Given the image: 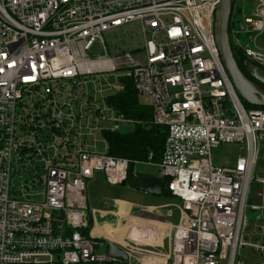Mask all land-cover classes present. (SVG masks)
Instances as JSON below:
<instances>
[{
	"label": "built area",
	"instance_id": "2783aa9c",
	"mask_svg": "<svg viewBox=\"0 0 264 264\" xmlns=\"http://www.w3.org/2000/svg\"><path fill=\"white\" fill-rule=\"evenodd\" d=\"M236 1L231 43L264 68L255 43L264 33V0L239 21L245 7ZM219 2L0 0V264H247L246 246L264 264V242L244 237L254 179L263 203L252 208L264 210V170L256 174L264 106L245 104L222 61ZM241 23L254 46L243 44ZM128 24L142 42L134 53L116 46L111 53L104 33ZM95 44L105 54L91 57ZM123 78L146 96L151 120L129 117L110 100ZM137 124L167 128L159 176L180 200L181 216L168 253L131 241L118 244L124 261L86 233V189L97 172L113 185L127 181L132 160L110 155L104 133ZM221 143L245 144L246 154L217 165L212 150Z\"/></svg>",
	"mask_w": 264,
	"mask_h": 264
},
{
	"label": "rangeland",
	"instance_id": "374dc122",
	"mask_svg": "<svg viewBox=\"0 0 264 264\" xmlns=\"http://www.w3.org/2000/svg\"><path fill=\"white\" fill-rule=\"evenodd\" d=\"M236 5H239L240 7L244 6L245 10L241 14L236 15L234 18L236 21H239L240 18H243V14L250 15L251 11L255 7V0H238L235 2ZM239 28V25H237ZM256 34V33H255ZM105 39L107 40V43L109 44V49L111 53L115 52V47L119 50H125V51H133V49L137 46V44H140L142 42V36L139 33L138 26L136 24H128L124 27H119L113 30H109L104 33ZM240 38L243 42V44H249L250 46H254L255 44L249 42L248 33L245 30H241L240 32ZM256 47L264 49V33H258L256 35ZM134 53V51H133ZM89 54L91 57H97L98 55L105 54V50L101 48L98 44H95L92 50L89 51ZM137 58H141L140 55H136ZM115 78L114 76L111 77V80ZM139 99L142 103H145L147 98L146 96L140 95ZM100 139H104V136L102 133L98 134ZM99 149L101 151H104L106 149V145L103 141H100ZM246 154V147L245 144L242 143H221L217 147L213 148L212 150V159L213 162L217 165L221 166H233L237 159ZM263 154H264V144L261 146V152L259 156V162L256 168V174L260 171L264 170V162H263ZM154 154L152 153V157L148 158L147 163H152ZM163 155L156 160V164L158 165L162 160ZM134 167L137 171L145 173V172H154L156 170L155 166H152L151 164H141V163H135ZM261 185L257 182V180H253L250 185V192L248 197V207L246 210V218H247V224L249 227H246L244 237L247 238V241L250 243L257 242L258 239L260 241L264 242V210L262 209H253L252 205L256 204H262L263 202L258 197V191ZM120 185H117L115 189H120ZM87 192V190H86ZM176 202L180 203V200L175 198ZM135 211H138L135 209ZM133 211V212H135ZM175 211L177 213L174 214V217L172 218V221H177L178 217V211L177 208H175ZM262 217V220L259 218ZM116 222V221H115ZM263 226V229L261 227ZM93 227L92 223V215L89 212L88 218H87V232ZM139 229H144L145 232H140ZM101 230V227H100ZM105 234L109 238L108 240H117L118 242H122L124 244L131 242V238H136V241L138 242H144V237H146L149 232L146 230V228L141 224L138 223V220L136 221L133 215L129 217L128 220L123 222H116L114 227L106 228L104 231ZM138 233L140 236L139 237ZM137 235L138 237H135ZM95 237V236H93ZM103 237V236H102ZM102 237H96L99 240H101L103 243L106 242L105 239H102ZM112 238V239H111ZM115 240V241H116ZM100 251H104L106 249V245H100L98 247ZM241 259L246 260L247 264H259L261 260L263 259L261 252L255 251L252 246H246L244 248L240 249ZM221 264H226V261H222Z\"/></svg>",
	"mask_w": 264,
	"mask_h": 264
},
{
	"label": "crops",
	"instance_id": "0c3cea01",
	"mask_svg": "<svg viewBox=\"0 0 264 264\" xmlns=\"http://www.w3.org/2000/svg\"><path fill=\"white\" fill-rule=\"evenodd\" d=\"M155 162L149 163L156 167L154 172L142 173L135 169L134 164L148 163L145 161H135L132 168L133 176L138 174L159 176V166ZM118 185L121 188L115 189L117 185L110 184L102 172L95 173L94 177L88 181L86 189L89 205L88 213L90 212L92 215L93 229H90L88 232L86 230V233L92 237L100 238L103 236L102 239H107L109 237L104 233L106 228H112L116 222L126 221L133 215L135 220H138V223H141L148 230L149 234L144 237V242H138L136 238H131L130 241L141 247L168 253L172 245L174 226L178 223L181 216V202H176V197L165 192V190L161 195H155L134 190L130 188L128 182L125 186ZM175 208H177L178 217L177 221L174 222L172 218L177 213ZM135 209H145L153 215L142 216ZM139 230L140 232H145L144 229ZM138 235L142 237L139 233ZM135 237L138 236L135 235ZM115 240L113 241L117 244L124 245V243ZM103 244L106 245V242Z\"/></svg>",
	"mask_w": 264,
	"mask_h": 264
},
{
	"label": "water",
	"instance_id": "95a60500",
	"mask_svg": "<svg viewBox=\"0 0 264 264\" xmlns=\"http://www.w3.org/2000/svg\"><path fill=\"white\" fill-rule=\"evenodd\" d=\"M233 0H220L215 16V38L218 49L220 51L222 61L228 71V74L242 99L251 105L264 106V87L256 81L264 85V68L247 60L248 76L239 66L231 44L229 25L232 13ZM240 29H244L241 23ZM251 40V35H248ZM256 81H254L253 79ZM129 183L130 188L155 195H161L166 188V180L160 176L138 174L132 176L129 181H123L121 185L125 186ZM139 215L152 216L153 214L145 209H139ZM106 240V239H105ZM105 252L114 257L122 258L124 261L128 259V253L112 240H106ZM171 264V262H168Z\"/></svg>",
	"mask_w": 264,
	"mask_h": 264
},
{
	"label": "trees",
	"instance_id": "16d2710c",
	"mask_svg": "<svg viewBox=\"0 0 264 264\" xmlns=\"http://www.w3.org/2000/svg\"><path fill=\"white\" fill-rule=\"evenodd\" d=\"M232 48L240 68L250 76L246 66L247 57L241 49H237L233 44ZM253 80L256 81L255 79ZM122 81L124 88L114 94L110 100L129 117H133L137 120H151L152 108L148 105H144L140 101L133 81L130 78H123ZM256 82L259 85L261 84L258 81ZM245 104L248 107H258L246 102ZM104 136L109 145L108 153L110 155L125 157L132 160L130 173L127 179V181H129L133 176L132 168L135 161L147 160L149 154L153 153V161L155 162L163 155L167 128L163 125L156 124L150 126L137 124L135 129L131 132H105ZM165 192L170 193L168 185H166Z\"/></svg>",
	"mask_w": 264,
	"mask_h": 264
},
{
	"label": "flooded vegetation",
	"instance_id": "af4514ba",
	"mask_svg": "<svg viewBox=\"0 0 264 264\" xmlns=\"http://www.w3.org/2000/svg\"><path fill=\"white\" fill-rule=\"evenodd\" d=\"M261 86H262V84H260ZM262 87H264V86H262Z\"/></svg>",
	"mask_w": 264,
	"mask_h": 264
},
{
	"label": "bare ground",
	"instance_id": "6f19581e",
	"mask_svg": "<svg viewBox=\"0 0 264 264\" xmlns=\"http://www.w3.org/2000/svg\"><path fill=\"white\" fill-rule=\"evenodd\" d=\"M259 107V106H258Z\"/></svg>",
	"mask_w": 264,
	"mask_h": 264
}]
</instances>
